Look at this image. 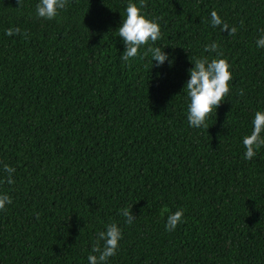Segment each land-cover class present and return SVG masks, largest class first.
<instances>
[{
	"label": "trees",
	"instance_id": "16d2710c",
	"mask_svg": "<svg viewBox=\"0 0 264 264\" xmlns=\"http://www.w3.org/2000/svg\"><path fill=\"white\" fill-rule=\"evenodd\" d=\"M0 264H264V0H0Z\"/></svg>",
	"mask_w": 264,
	"mask_h": 264
}]
</instances>
